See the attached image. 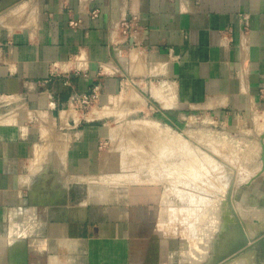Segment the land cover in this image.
<instances>
[{
    "label": "crops",
    "instance_id": "1",
    "mask_svg": "<svg viewBox=\"0 0 264 264\" xmlns=\"http://www.w3.org/2000/svg\"><path fill=\"white\" fill-rule=\"evenodd\" d=\"M30 3L0 18V106L21 104L0 121V264H175L159 187L95 182L100 119L76 98L131 87L176 129L264 113V0ZM244 190L264 207V174Z\"/></svg>",
    "mask_w": 264,
    "mask_h": 264
},
{
    "label": "rangeland",
    "instance_id": "2",
    "mask_svg": "<svg viewBox=\"0 0 264 264\" xmlns=\"http://www.w3.org/2000/svg\"><path fill=\"white\" fill-rule=\"evenodd\" d=\"M30 2L1 3L0 18L17 8L27 9ZM17 105L19 101L6 100L0 106V121H12L11 110ZM80 113L100 119H93L103 133L95 182L154 185L163 192L158 226L176 244L175 264H233L238 260L264 264V245L258 242L248 250L255 234L257 241L264 239L260 238L264 236V207H252L246 195L241 196L247 185L264 174L263 112L236 126L195 117L176 129L146 110L145 99L130 87L110 103L98 102L95 108H80ZM170 154L178 163L170 160ZM207 163L212 164L210 168ZM217 170L219 177L214 175ZM214 213L219 214V221Z\"/></svg>",
    "mask_w": 264,
    "mask_h": 264
},
{
    "label": "built area",
    "instance_id": "3",
    "mask_svg": "<svg viewBox=\"0 0 264 264\" xmlns=\"http://www.w3.org/2000/svg\"><path fill=\"white\" fill-rule=\"evenodd\" d=\"M93 18H96L98 15V11H94L91 13ZM79 22H69V27L76 28ZM122 25L124 26L125 30L128 29V24L126 21H123ZM99 100V91L98 89H91L89 93H85L82 95L77 96L76 101L80 108L87 109L89 107L95 108Z\"/></svg>",
    "mask_w": 264,
    "mask_h": 264
},
{
    "label": "bare ground",
    "instance_id": "4",
    "mask_svg": "<svg viewBox=\"0 0 264 264\" xmlns=\"http://www.w3.org/2000/svg\"><path fill=\"white\" fill-rule=\"evenodd\" d=\"M133 94V93H132ZM136 94L137 93H135V96H136ZM134 95V94H133ZM132 96V95H131ZM137 98H139V96L137 97ZM132 99V98H131ZM129 99H127V101H128ZM139 100V99H138ZM133 101H136V100H133ZM137 102V101H136ZM138 104V103H137ZM138 106V105H137ZM142 109V108H141ZM99 117V116H98ZM102 117V116H101ZM152 124V123H151ZM154 126V125H153ZM147 127H149V126H147ZM151 127V129H152V126H150ZM155 127V126H154ZM157 129V128H156ZM154 132V131H153ZM161 139V138H160ZM159 144V143H158ZM158 146H161V145H158ZM172 148V147H171ZM209 148V147H208ZM214 149V148H213ZM216 149V148H215ZM186 150V149H185ZM214 151V150H213ZM216 151V150H215ZM189 153V152H188ZM215 154H216V152H215ZM171 155L172 154H170L169 155V158H170V160L172 161L173 160V162H176V163H178V161H177V159L175 158V157H171ZM180 155V154H179ZM217 155H218V153H217ZM162 156H164V155H162ZM183 156V155H182ZM187 156V155H186ZM165 157V156H164ZM180 157H181V155H180ZM184 157V156H183ZM190 157V156H189ZM205 158V157H204ZM175 159V160H174ZM189 159V158H188ZM201 160V159H200ZM206 161V160H205ZM217 161V160H216ZM170 162V161H169ZM184 162H186V161H184ZM189 162V161H188ZM204 162V161H203ZM206 162H208V161H206ZM205 162V163H206ZM219 162V161H218ZM168 164V163H167ZM175 164V163H174ZM186 164V163H185ZM208 164V163H207ZM210 164V163H209ZM208 164V165H209ZM211 165L212 164H210L208 167L210 168L211 167ZM169 166V165H168ZM172 166V165H171ZM191 166V165H190ZM161 168V167H160ZM206 168V167H205ZM208 168V169H209ZM222 168V167H221ZM139 169V168H138ZM208 169H206V170H208ZM213 171H214V169H213ZM191 172V171H190ZM199 172V171H198ZM207 172V171H206ZM209 172V171H208ZM225 173V172H224ZM214 175H216V176H218L219 177V172H218V170H217V172H216V174H214ZM225 175V174H224ZM215 176V177H216ZM211 180V179H210ZM217 182V181H216ZM221 183V182H220ZM212 185H214V184H212ZM225 185V184H224ZM171 188V187H170ZM207 188V187H206ZM215 188H217V187H215ZM220 189V188H219ZM223 189V188H222ZM222 197V196H221ZM225 202V201H224ZM215 206H217V204L215 205ZM220 206V205H219ZM238 207V206H237ZM212 208V207H211ZM223 208V207H222ZM234 208V207H233ZM214 209H215V207H214ZM218 209V208H217ZM225 209H226V207H225ZM229 209V208H228ZM206 210V209H205ZM234 210V209H233ZM242 210V209H241ZM218 211V210H217ZM219 212V211H218ZM231 212V211H230ZM237 212V211H236ZM241 212V211H240ZM211 213V212H210ZM209 213V214H210ZM212 213H213V210H212ZM243 213V212H242ZM209 214H208V216H209ZM215 214V213H214ZM256 214V213H255ZM216 215V214H215ZM214 215V216H215ZM217 215H219V214H217ZM216 215V216H217ZM231 215V214H230ZM241 215V214H240ZM244 215H245V212H244ZM248 215V214H247ZM257 216V215H256ZM218 217V216H217ZM239 217V216H238ZM260 218V217H259ZM210 220H211V217H210ZM213 220V219H212ZM217 220V219H216ZM246 220V219H245ZM214 222H215V220H213ZM218 221H219V217H218ZM242 221V220H241ZM218 225V224H217ZM247 225V224H246ZM250 225V224H249ZM223 235V234H222ZM208 242V241H207ZM205 244H207V243H205ZM215 244H216V242H215ZM214 244V245H215ZM211 247H212V245H211ZM239 258V257H238ZM237 259V258H236ZM243 261V260H242ZM233 264H242L239 260L238 261H236V262H234Z\"/></svg>",
    "mask_w": 264,
    "mask_h": 264
},
{
    "label": "water",
    "instance_id": "5",
    "mask_svg": "<svg viewBox=\"0 0 264 264\" xmlns=\"http://www.w3.org/2000/svg\"><path fill=\"white\" fill-rule=\"evenodd\" d=\"M261 162H262V165H263L261 171H263V170H264V146L261 147ZM263 230H264V229H263ZM255 236H256V234L252 237L253 240H251V242H252V244H251L252 247L249 248V246H248V247L245 248V249H248V248H249L248 250H250V249H254L253 246H254L256 243H258V242H259V244H260L261 246L264 245V239H260V240L257 241V239H254V238H256ZM257 238H258V237H257ZM260 238H264V236H263V237L260 236ZM247 240H250V239L247 238ZM245 249H244V250H241V251H239V252H237V253H235V254H234V258H236L240 252H241V253L244 252Z\"/></svg>",
    "mask_w": 264,
    "mask_h": 264
}]
</instances>
